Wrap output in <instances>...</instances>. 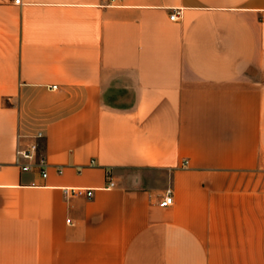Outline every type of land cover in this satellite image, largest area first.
<instances>
[{"label":"crops","instance_id":"0c3cea01","mask_svg":"<svg viewBox=\"0 0 264 264\" xmlns=\"http://www.w3.org/2000/svg\"><path fill=\"white\" fill-rule=\"evenodd\" d=\"M0 264H264V0H0Z\"/></svg>","mask_w":264,"mask_h":264},{"label":"built area","instance_id":"2783aa9c","mask_svg":"<svg viewBox=\"0 0 264 264\" xmlns=\"http://www.w3.org/2000/svg\"><path fill=\"white\" fill-rule=\"evenodd\" d=\"M15 3L19 4L20 0H15ZM180 10H174L170 16L171 20H177L180 16ZM49 89L56 90L57 86H49ZM45 137L42 131L37 132L36 134L30 137V141L20 145L18 142L16 150H15V159L16 164L21 167L22 172L37 170L41 173L42 177H47V168L48 162L45 156L40 153V141ZM21 136L18 135V139ZM115 182L112 179L111 171L107 172V188H114ZM92 191H87V196H92ZM173 192L171 189L166 191V194L161 201L160 205L162 207H168L173 204ZM70 223V221H68Z\"/></svg>","mask_w":264,"mask_h":264}]
</instances>
